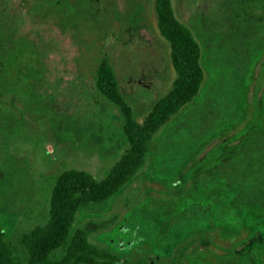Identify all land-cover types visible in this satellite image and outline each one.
<instances>
[{
  "label": "rangeland",
  "instance_id": "374dc122",
  "mask_svg": "<svg viewBox=\"0 0 264 264\" xmlns=\"http://www.w3.org/2000/svg\"><path fill=\"white\" fill-rule=\"evenodd\" d=\"M201 47L197 98L149 142L136 177L74 228L130 264H264V0H172ZM153 0H0V226L45 223L64 170L105 177L127 141L96 87L106 58L142 121L176 70ZM206 241L208 245L202 243Z\"/></svg>",
  "mask_w": 264,
  "mask_h": 264
},
{
  "label": "trees",
  "instance_id": "16d2710c",
  "mask_svg": "<svg viewBox=\"0 0 264 264\" xmlns=\"http://www.w3.org/2000/svg\"><path fill=\"white\" fill-rule=\"evenodd\" d=\"M153 2L159 34L169 45L170 62L176 70L171 88L141 122L136 121L118 88L113 68L106 58L100 61L96 87L119 108L127 147L102 179L81 169L58 174L51 188L45 223L23 233L16 241L8 240L0 226V264H130L90 239L93 233L109 229L114 218L89 221L78 228L74 224L80 209L104 204L132 182L145 165L149 142L200 93L201 83L185 79L178 70L198 65L202 54L199 43L192 30L177 18L172 0ZM202 243L208 245L204 240Z\"/></svg>",
  "mask_w": 264,
  "mask_h": 264
}]
</instances>
